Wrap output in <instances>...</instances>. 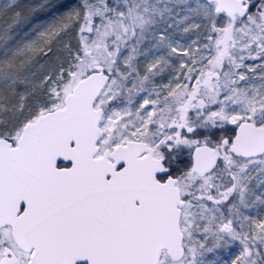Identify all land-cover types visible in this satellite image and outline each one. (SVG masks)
<instances>
[{
    "label": "snow or ice",
    "instance_id": "1",
    "mask_svg": "<svg viewBox=\"0 0 264 264\" xmlns=\"http://www.w3.org/2000/svg\"><path fill=\"white\" fill-rule=\"evenodd\" d=\"M0 264H264V0H0Z\"/></svg>",
    "mask_w": 264,
    "mask_h": 264
}]
</instances>
